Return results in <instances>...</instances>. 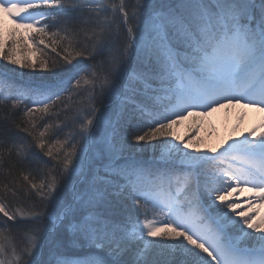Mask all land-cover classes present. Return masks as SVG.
Here are the masks:
<instances>
[{"label":"snow or ice","instance_id":"6c2138e0","mask_svg":"<svg viewBox=\"0 0 264 264\" xmlns=\"http://www.w3.org/2000/svg\"><path fill=\"white\" fill-rule=\"evenodd\" d=\"M0 13L15 25L0 21V264H264V118L220 150L173 131L235 104L264 112V0ZM28 40L59 60L19 58ZM38 67L50 76L24 79Z\"/></svg>","mask_w":264,"mask_h":264},{"label":"rangeland","instance_id":"374dc122","mask_svg":"<svg viewBox=\"0 0 264 264\" xmlns=\"http://www.w3.org/2000/svg\"><path fill=\"white\" fill-rule=\"evenodd\" d=\"M0 21H2L5 34L15 28L13 21L6 14L0 13ZM21 31L19 29L20 34H22ZM17 56L21 59L28 57L34 60V55L30 50L22 51V53L17 52ZM24 79L27 80V78ZM261 118H264V112L235 104L230 107L217 108L206 116L189 117L175 125L173 131L185 140L192 137L194 140L200 141L199 147L202 151L220 150L221 146L227 147L226 141L230 143L232 139H242L260 122ZM238 195L239 199L243 201L251 199L254 194L245 189ZM257 207H259L260 213L264 214V204L258 203Z\"/></svg>","mask_w":264,"mask_h":264},{"label":"trees","instance_id":"16d2710c","mask_svg":"<svg viewBox=\"0 0 264 264\" xmlns=\"http://www.w3.org/2000/svg\"><path fill=\"white\" fill-rule=\"evenodd\" d=\"M12 29H14V28H12ZM22 31H21V35H23L24 34V30L23 29H21ZM8 34V32L5 34V35H7ZM26 43L30 46V51L33 53V55H34V60H36V59H38V58H40V59H48L49 60V62H51V60H53V59H56V60H59V57H57L56 56V53H53V52H51V50L50 49H45L44 50V54L43 55H41V53L39 52V51H35V50H31V45H32V41L31 40H28V41H26ZM46 43H50V41H47L46 40ZM57 51L58 52H60L61 53V55H63V52H62V50L58 47L57 48ZM19 53H22V51H18ZM60 63H62V61H60ZM10 67H15V66H10ZM70 67V66H69ZM24 73H30V72H32V70H30V69H23L22 70ZM44 75V76H46V77H48V76H50V74L49 73H46V72H43L42 73V70L41 69H39V67L35 70V73L32 75V76H28V75H25V77L24 78H27V80L28 79H31V80H34V81H37V82H39V80L41 79V75ZM71 74V72H69V73H66L65 75H70ZM26 80V79H25ZM86 95V94H85ZM83 97H74L73 98V106H75L76 104H78L79 103V101L82 99ZM98 107H99V104H98ZM105 110V108H101V111H104ZM81 116H83V113H81ZM61 119H63V116L61 117ZM69 129H64V131H68ZM145 156H147V155H149V153L148 152H146L145 154H144ZM44 159H48L47 157H44ZM51 165H49V167H50Z\"/></svg>","mask_w":264,"mask_h":264}]
</instances>
